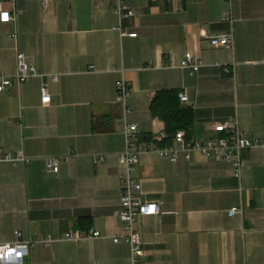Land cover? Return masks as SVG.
Here are the masks:
<instances>
[{
  "label": "crops",
  "instance_id": "0c3cea01",
  "mask_svg": "<svg viewBox=\"0 0 264 264\" xmlns=\"http://www.w3.org/2000/svg\"><path fill=\"white\" fill-rule=\"evenodd\" d=\"M122 2L134 17H119V0L4 5L19 14L0 22V75L13 80L0 93V149L31 163L0 161V245L15 244L17 234L48 241L32 247L24 264H126L130 246L114 242L125 235L117 216L125 121L155 146L165 125L151 114L152 97L174 90L194 109V140L217 137L214 126L237 117L259 145L245 153L240 179L230 165L199 154L178 162L153 152L140 158L139 196L161 204L160 214L136 224L143 264H264V0ZM229 34L233 49L211 45ZM19 53L39 74L22 84ZM187 53L202 63L195 74L181 68ZM121 79L131 89L126 116ZM46 82L51 102L43 104ZM51 158L60 159L58 174L47 169ZM233 208L243 213L230 216ZM76 232L101 236L65 239Z\"/></svg>",
  "mask_w": 264,
  "mask_h": 264
},
{
  "label": "built area",
  "instance_id": "2783aa9c",
  "mask_svg": "<svg viewBox=\"0 0 264 264\" xmlns=\"http://www.w3.org/2000/svg\"><path fill=\"white\" fill-rule=\"evenodd\" d=\"M18 0H0V22L7 24L15 22L19 11L14 7L12 11L6 10L4 5L11 3L15 6ZM27 1V0H22ZM44 7L48 8L52 0H40ZM73 1V0H65ZM117 14L120 18L134 17V11L122 0H119ZM227 21H231L229 18ZM122 35H126L121 28H118ZM136 34H130V37H136ZM16 36L14 35L13 38ZM211 45L215 48H224L231 50L234 47V36L229 34L226 36L213 37L210 40ZM18 73L16 79L19 83H27L39 74L36 68L30 63L29 58L19 53L17 55ZM202 67L199 59L195 58L191 53H187L181 62V68L189 70L192 74L197 73ZM224 72L230 75L232 72L229 68H225ZM54 82L58 81V77H52ZM13 86V80L4 75H0V93L8 91ZM116 90L118 96V104L123 106L125 116L132 109L127 104V98L130 94V86L121 79L116 82ZM179 99L182 104H187L189 98L183 91L179 92ZM43 104L51 102V96L48 90V83L42 84V100ZM218 134L217 137L209 139L205 142L186 139V134L180 131L168 143L169 137L164 132L156 135V145H151L140 140L138 126L127 124L125 121L123 132L126 136V150L120 156V163L124 167V172L120 176V210L117 214L119 220L124 224L125 235L114 238L115 243L121 241L126 242L131 253L126 264H143L145 255L142 238L136 228L137 221L141 217L155 216L160 214L161 204L143 202L139 196L142 192V184L136 179L135 174L138 169L140 158L149 153H155L159 158L178 162L184 158L191 160L195 154H199L205 160L215 164H228L232 167L234 176L238 179L242 176L244 166V155L248 151L259 145L258 140L249 139L243 134L237 117H232L226 122L216 124L213 128ZM3 160L13 166L17 164H30L31 159L27 158L23 153L4 154L0 149V161ZM47 169L53 174L60 171V159L51 158L47 161ZM241 208H233L229 211L230 216L242 214ZM99 232H90L83 234L80 232L67 234L65 239L68 241H79L84 237L99 238ZM18 241L11 245H0V264H24L30 249L36 244H48L46 240L29 238L21 241V235L17 234Z\"/></svg>",
  "mask_w": 264,
  "mask_h": 264
},
{
  "label": "trees",
  "instance_id": "16d2710c",
  "mask_svg": "<svg viewBox=\"0 0 264 264\" xmlns=\"http://www.w3.org/2000/svg\"><path fill=\"white\" fill-rule=\"evenodd\" d=\"M151 114L165 125V133L168 135V143H171L176 134L185 132L188 141L193 139L195 112L190 106L180 102L179 92L164 90L156 92L151 100ZM94 132L102 131V128L93 123ZM143 142H150L151 138H140Z\"/></svg>",
  "mask_w": 264,
  "mask_h": 264
}]
</instances>
